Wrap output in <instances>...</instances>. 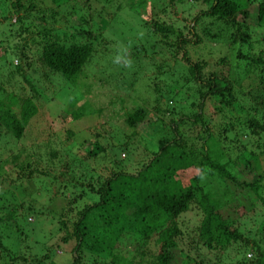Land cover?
Segmentation results:
<instances>
[{
	"label": "trees",
	"instance_id": "trees-1",
	"mask_svg": "<svg viewBox=\"0 0 264 264\" xmlns=\"http://www.w3.org/2000/svg\"><path fill=\"white\" fill-rule=\"evenodd\" d=\"M181 1L165 0L158 14L146 12L143 2L132 0L128 9L141 10L138 16L146 50L139 44L126 46L122 55L131 58L132 67L116 63V69L105 76L119 90H148L152 95L150 120L156 121L158 130L167 128L169 136L159 133L154 137L156 146L146 148L140 139L152 135L139 128L142 122L149 125L145 118L149 110L142 101L125 108L122 123L113 126L117 128L92 133L86 147L67 146L60 140L54 144L48 125L28 130L37 113L39 91L22 63L40 81L58 74L70 83L87 77L84 67L91 63L96 83L103 81L96 74L97 60L109 41L103 32L108 24L103 15L111 2L119 0H0V24L6 29L0 33V44H5L0 54V73L4 74L0 80L4 82L0 84V211L14 222L40 196L46 197L41 188L29 189L31 198L23 189L25 184L56 183L49 190L58 203L60 238L56 244H66L69 256L63 263L45 264H188L185 258L196 257L200 259L194 264L212 258L218 264L221 255L216 251L211 258L200 257L197 251H223L232 243L246 246L242 255L235 254L236 264H264V247L230 228L233 221L221 214L232 204L237 205V217L254 213L249 202L253 199L264 207L259 194L264 175L255 172L257 151L264 149V143L258 144L264 137V38L255 45L249 38L255 29L264 30V0H201L205 7L191 17L188 26H182L185 17L179 18V25L168 17L178 13ZM253 2L257 4L250 9ZM119 6L120 2L115 8ZM77 14L82 21L75 19ZM10 17L15 19L10 22ZM202 19L209 21L200 23ZM196 25L201 27L200 34ZM9 56L20 63L13 68ZM140 69L147 73L143 84L136 82ZM14 77L23 84L18 87V81L10 80ZM12 87L17 93L8 91ZM75 97L74 103L82 97L80 91ZM117 101L122 109L123 99ZM74 103L69 107L70 120L86 112L83 104L73 108ZM207 105L217 116L215 122L204 111ZM193 127L198 147L181 133ZM221 138L237 142L233 155L231 148H221ZM134 146L143 148L144 158L129 173L118 155L109 156V150L114 147L120 152ZM95 158L101 160L98 170L92 164ZM57 160L61 164L54 165ZM225 180L240 195L228 185L221 186ZM24 195L28 196L25 204ZM70 212L72 218L67 217ZM190 218H196L191 223L195 225L188 229L184 224ZM0 224H8L2 216ZM20 235L14 241L18 246L24 240ZM149 241L155 246L153 253L147 249ZM18 246L10 253L9 246L0 241V264H21L28 259ZM246 251L250 258L245 257ZM47 254L48 250L41 258ZM40 260L33 258V263Z\"/></svg>",
	"mask_w": 264,
	"mask_h": 264
},
{
	"label": "rangeland",
	"instance_id": "rangeland-1",
	"mask_svg": "<svg viewBox=\"0 0 264 264\" xmlns=\"http://www.w3.org/2000/svg\"><path fill=\"white\" fill-rule=\"evenodd\" d=\"M141 4L143 2V6H145L146 12H156L159 14L158 10L162 7H164L165 0H138ZM178 1V0H176ZM120 2V6L118 9L115 8V5ZM119 2H111L105 9V14L103 15L104 18L107 19V27L104 29V35L109 40L108 44L106 45L107 51L102 53L100 55V58L97 60L98 64L96 67V74L97 77L104 79L103 81H97V78L95 75L92 74L91 69H93L92 64L90 63L89 66L84 67V74L87 77H79L77 83H70L67 80H65L62 77H59L58 74H50V77L48 80L40 81V78L38 77V74L29 72L30 70L22 63L23 67L25 68L27 74L30 78H32V81L36 83L39 91V95L37 96V99L35 100V105L37 107V113L33 120H31L30 127L28 130L30 131H36L41 129L44 126H49L50 131L53 133V137L51 140L54 142V144L57 145L59 143V140L63 144H67L69 146L72 143L81 144L82 147H86L88 143L92 142L93 139L91 136L92 133H95L97 131H102L104 128H110L115 129L118 124L122 123L124 111L125 108L129 109L132 104H139V101H142L143 106H145L146 109L149 110L148 116H146V119H149V125H147L146 122H142L139 124V128L141 131L146 132V134L152 135V138L150 139L146 135H143L140 140L144 141V147L146 148H152L155 147V141L154 137H156L159 133H163L165 136H169L168 129L167 128H159L156 127V121L150 120L151 114H150V108L152 103V95L150 96L148 90H140L138 91H122L119 90L116 85H113V81H109L111 77H105L108 70L116 69L113 61L118 55H122V52L124 48L128 45L139 44L145 47L144 50H146V46L144 43L145 35L144 34V27L140 24V18L138 16V12L141 10L139 9L137 11L129 10L128 4L132 2V0H119ZM116 3V4H115ZM136 5V3H134ZM257 3L253 2L248 5L250 9H254ZM205 6L202 3L201 0H182L180 4L177 5L178 13L173 14L169 13L168 17L172 19V22L174 25H179L182 23V21L179 20L180 17H185L186 20L183 21V25H189L191 17L194 16V14L199 10L203 9ZM75 18V17H74ZM10 22L15 19L14 17H10ZM78 21H82L83 18L80 14L76 15V18ZM170 20V19H169ZM203 20V19H202ZM205 20V21H204ZM200 23H206L209 20L204 19ZM105 23V21H104ZM17 25V24H16ZM15 25V26H16ZM149 25V24H148ZM181 26V27H182ZM207 26V25H206ZM18 27V26H17ZM16 27V28H17ZM201 27L196 25L195 31L200 34L199 29ZM213 30V28H210ZM262 29V28H261ZM6 29L2 24H0V33L2 34L5 32ZM125 37H131L133 40L126 39ZM249 38L252 40V44L255 45V42H261L264 38V30H256L255 32L249 33ZM216 40L211 41V44L213 45V42L215 43ZM5 44H0V54L3 51ZM264 50V47H262ZM256 51V50H255ZM126 52H129L127 50ZM205 52V51H204ZM227 54V52H225ZM8 61L12 62V65L19 64L20 61L16 59L15 57H8ZM97 63V62H96ZM37 66L38 64H34ZM148 64H144V67L148 69ZM14 68V67H13ZM115 71V70H114ZM112 71V72H114ZM146 72L141 70L138 72L136 76V82L139 84H143L144 80L146 79ZM4 74L0 73V80L3 77ZM12 80L18 81V87L23 84L22 79H18L16 77L11 78ZM4 82L0 81V84H3ZM25 86V85H24ZM8 91L17 93L12 87V90L8 89ZM80 91L81 98L79 97L77 102L74 103L76 100L75 95ZM19 92V90H18ZM27 93V92H26ZM29 93V92H28ZM118 98L123 99V108L121 109L119 106V101H117ZM112 100V103H109V101ZM85 101V103L83 102ZM74 103L73 108L83 104L86 112L81 115L80 118L70 120L69 107L70 105ZM87 107V108H86ZM96 110L97 112H95ZM207 114H209L210 118H212V122H215L217 119V116L213 115V111L209 105L206 106L204 110ZM165 120L168 119L167 116H162ZM106 122V123H103ZM199 128V127H198ZM194 127L190 128L191 131L188 130H182V134L185 136L188 135L191 140L193 138H196ZM243 138V137H241ZM107 143V142H106ZM137 143V141L134 142V144ZM264 143V137H261L258 139V144L262 145ZM75 144V145H76ZM193 146L198 147L200 144L199 139L193 140L191 143ZM221 148H231L230 154H232L231 151H234V144L237 145V142L229 141V139H225L224 141L222 138L220 139ZM11 145V143H10ZM56 145H54L56 148H58ZM136 145V144H135ZM105 146V145H104ZM141 146V144H140ZM140 146H137V149H135V146L133 148H127V150H121L118 152L114 147H110L109 150V156L111 158H115V155L119 156L121 158V164L124 166L125 171L129 173H134V170H137L139 164L141 163V160L144 158V154ZM253 146V145H252ZM251 146V147H252ZM246 147L248 148L249 145L247 144ZM259 150V149H258ZM147 151V150H146ZM146 151L144 153L146 154ZM134 152H136L137 156H135ZM229 153V152H228ZM229 154V155H230ZM2 158V157H1ZM58 161V160H57ZM55 161L54 165H59L61 162ZM101 160L99 158H95L92 162L93 166L98 170V167L100 165ZM255 164L257 166L256 168V174H263L264 175V149L260 153L257 151V156L255 160ZM7 166H5L6 168ZM134 171V172H133ZM254 175V174H253ZM253 175H249L250 179ZM2 182H6V180H2ZM230 181H222L221 186L228 185V187L233 191L236 192V194L240 195L238 193L237 188L231 187L229 185ZM58 183V182H57ZM231 183V182H230ZM55 182H52L51 180L46 181L45 183H42V181H34V187L29 185H24L23 189L24 191L31 195L29 193V189L31 191L33 190H40L43 188V192L46 195L40 196L34 205L29 210H25L20 217H17L14 222H11L8 218L4 216V212L2 213L0 211V217L2 216V220L6 221L8 224H0V241L4 245H8L10 249V253L13 251H17L19 240V232L21 233L20 237H22L24 240L19 241V246L21 249H24L26 252H24V256H28V259L25 261H21V264H34L33 258L41 259L39 264H45L50 263L52 261L54 262H60L63 263L65 261H68V253H69V247L66 246L64 243H59L58 239L60 238L57 233V218H58V206L57 202H54V198H51L49 196V190H52V187L55 186ZM262 187L259 191V194L264 198V178L261 182ZM3 185L0 184V189ZM11 187V186H10ZM50 187V189H49ZM11 188H6V190ZM12 190V189H11ZM14 192V191H13ZM59 195V194H58ZM2 196V195H1ZM18 197V196H17ZM32 198V195L30 196ZM59 197V196H58ZM56 197L58 201H60V198ZM1 198V197H0ZM28 199V196L24 195V204L26 203V200ZM22 199L18 198V202H21ZM251 204L254 207V213L253 211H249L247 214H245L242 217L235 216L234 212L236 210V206L232 204L231 206L225 207L221 210V214L223 216L228 217L231 221H233V224L230 225V228H236L237 231L243 232V236L247 239H255L259 246L264 247L263 241H264V221H261L264 216V207L261 206L260 201L253 199V201H250ZM1 204V202H0ZM13 204V203H12ZM10 208H12L10 206ZM73 213H69L67 217L72 218ZM263 216V217H262ZM196 219V218H195ZM194 218H190L188 220L187 224H184V226H187L188 229L193 227L195 224H191L194 220ZM262 223H261V222ZM260 222V223H259ZM11 225L8 227L7 225ZM12 231V232H11ZM247 234L249 236H247ZM262 238V239H261ZM17 240L16 242H14ZM12 243L11 245L8 243ZM261 242V243H260ZM31 246V248H30ZM123 246V245H121ZM246 246H240L237 243L230 244L225 250L219 251L217 250H210L208 251L205 248H200L197 253L200 257L204 254V257L208 255L210 258L213 257L214 252L216 251L219 255V260L217 261L218 264H236L237 259L234 258L235 254L238 256L242 255L243 250H245ZM68 249V253H67ZM148 251L154 252L155 246L152 244L151 241H149L147 245ZM48 250L47 258L43 259L41 258V255ZM7 253V251H5ZM18 253V252H17ZM34 254V255H33ZM33 255V258L31 256ZM180 255V254H179ZM184 258L183 255H180ZM245 257L250 258L251 253L250 251H246ZM31 258V259H30ZM208 258V257H206ZM149 259V257H147ZM187 259L186 262L188 264H194L195 261L199 260V257H196L194 260L191 258H185ZM214 259V258H212ZM208 259L207 263L203 264H213L214 260ZM183 260V259H182ZM180 260V261H182ZM203 262V259H201ZM192 261V262H191ZM37 262V261H36ZM37 264V263H35ZM182 264V262H181Z\"/></svg>",
	"mask_w": 264,
	"mask_h": 264
},
{
	"label": "clouds",
	"instance_id": "clouds-1",
	"mask_svg": "<svg viewBox=\"0 0 264 264\" xmlns=\"http://www.w3.org/2000/svg\"><path fill=\"white\" fill-rule=\"evenodd\" d=\"M113 62L120 63L122 67L129 68V69L133 65V61L127 55H118Z\"/></svg>",
	"mask_w": 264,
	"mask_h": 264
}]
</instances>
